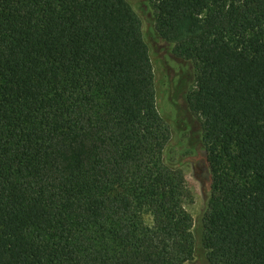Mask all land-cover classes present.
I'll use <instances>...</instances> for the list:
<instances>
[{"label": "trees", "instance_id": "obj_1", "mask_svg": "<svg viewBox=\"0 0 264 264\" xmlns=\"http://www.w3.org/2000/svg\"><path fill=\"white\" fill-rule=\"evenodd\" d=\"M154 2L158 36L197 64L208 261L264 264V0ZM172 136L129 0H0V264L192 261Z\"/></svg>", "mask_w": 264, "mask_h": 264}, {"label": "rangeland", "instance_id": "obj_2", "mask_svg": "<svg viewBox=\"0 0 264 264\" xmlns=\"http://www.w3.org/2000/svg\"><path fill=\"white\" fill-rule=\"evenodd\" d=\"M143 20L146 41L150 47L155 72L159 109L170 119L173 136L167 150V161L181 168L190 197L185 209L194 220L197 240L195 258L187 264H210L203 246L202 218L210 199V162L205 143L203 119L193 114L187 97L195 87L197 64L181 54L175 44L161 39L155 29L154 0H129ZM148 224L153 218L145 215Z\"/></svg>", "mask_w": 264, "mask_h": 264}]
</instances>
